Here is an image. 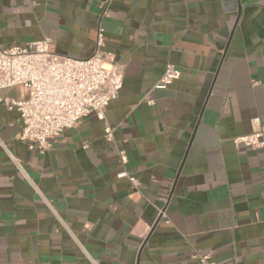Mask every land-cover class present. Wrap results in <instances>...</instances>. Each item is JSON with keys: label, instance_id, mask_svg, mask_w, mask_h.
<instances>
[{"label": "crops", "instance_id": "crops-1", "mask_svg": "<svg viewBox=\"0 0 264 264\" xmlns=\"http://www.w3.org/2000/svg\"><path fill=\"white\" fill-rule=\"evenodd\" d=\"M98 26L123 67L104 120L40 153L0 104V264H264V147L233 143L264 126V0H0L3 48L86 59ZM167 64L179 78L155 89Z\"/></svg>", "mask_w": 264, "mask_h": 264}, {"label": "built area", "instance_id": "built-area-1", "mask_svg": "<svg viewBox=\"0 0 264 264\" xmlns=\"http://www.w3.org/2000/svg\"><path fill=\"white\" fill-rule=\"evenodd\" d=\"M104 30L98 26L93 53L86 59H75L52 52L50 39L44 38L24 46L0 47V91L21 86L26 98L22 101L0 96V104L18 113L21 126L18 140L29 149L40 153L49 149V140L71 129L91 113L104 120L109 102L116 98L123 82V67L113 55L103 51ZM179 70L167 64L154 88L166 89L179 78ZM250 134L233 139L236 146L251 149L264 147V126L258 118L252 121ZM113 129L105 128L104 138L112 141ZM0 146L4 144L0 140ZM15 162V160L11 157ZM120 161L126 162L120 152ZM117 178H125L129 186L139 193L138 180L122 170ZM159 215L164 216L159 210ZM192 258L198 264H215L209 257L195 252Z\"/></svg>", "mask_w": 264, "mask_h": 264}]
</instances>
